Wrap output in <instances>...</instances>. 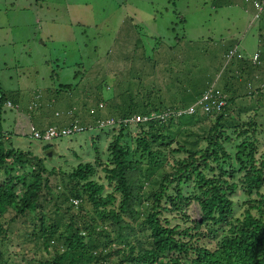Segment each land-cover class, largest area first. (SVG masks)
<instances>
[{
    "label": "trees",
    "instance_id": "obj_1",
    "mask_svg": "<svg viewBox=\"0 0 264 264\" xmlns=\"http://www.w3.org/2000/svg\"><path fill=\"white\" fill-rule=\"evenodd\" d=\"M249 4L254 22L264 9L256 16V6L251 1ZM236 47L233 45L225 55L227 63L233 58L241 63L235 71L241 77L249 66L245 53L236 52ZM255 53L257 63L261 51ZM252 62L256 64L253 58ZM227 75L231 76L229 72ZM120 90L107 100L92 91L91 99L96 97L92 107H88L89 92L84 90L73 107L63 109L65 117L54 119L47 126L54 127L59 137L97 125L110 126L117 132L107 144L105 161L96 158L94 163H78L68 173L60 171L61 178L67 179L60 188L49 181V176L59 170L47 169L43 160L29 151L6 147L5 134L0 130V244L7 239L1 222L4 212L11 209L14 219L24 218L30 211L37 212L40 198L50 194L55 206L53 217L39 210V224L30 231V239L44 254L33 258L31 264H264V193L259 192L264 183V155L255 157L257 141L248 137L247 130L253 137L257 130L252 117L245 125L232 126L227 120L230 107L226 95L223 111L214 115L208 127L200 125L196 131L192 126L199 121L200 110L171 117L167 122L156 119L132 122L129 119L135 114L158 112L164 107L151 97V92L140 94L137 88L135 92L133 88L131 92ZM202 90L189 96L193 102ZM246 96L254 100L257 109L264 106L260 88L242 95ZM55 98L56 93L54 101L51 99L44 105L50 107ZM6 101L12 104L8 107L19 108L1 91L0 113ZM38 101L42 102V95L36 94L35 105ZM189 105L169 109L176 112ZM95 109L103 113L95 115ZM28 110L31 109L27 107ZM90 116H94L93 125L87 122ZM55 120L66 124L60 125ZM74 126L80 128L62 134L64 129ZM229 127H234L232 133L241 138L234 146L233 156L239 164L237 171L245 170L239 180L234 179L237 174L229 167L233 157L224 145L234 141ZM167 138L177 143L173 153H184L185 157L173 159L165 168L161 153L153 150V144H165ZM91 146L98 152L97 140ZM98 167L112 188L106 193L105 184L96 176ZM239 183L246 194L254 192L258 198L247 199L246 207L235 216L231 197ZM187 184H191V189L185 192L183 187ZM191 201L198 206L196 219L186 211ZM84 202L92 208V214H82ZM61 205L65 212H60ZM212 229L224 231L216 236ZM0 264H13L1 249Z\"/></svg>",
    "mask_w": 264,
    "mask_h": 264
},
{
    "label": "rangeland",
    "instance_id": "obj_2",
    "mask_svg": "<svg viewBox=\"0 0 264 264\" xmlns=\"http://www.w3.org/2000/svg\"><path fill=\"white\" fill-rule=\"evenodd\" d=\"M251 19L252 11L243 0H0V93L5 92L7 99L19 105L18 109L4 102L1 106L0 130L5 134V146L29 151L41 158L47 169L59 170L49 176V181L60 188L67 180L61 178L60 171L68 173L78 163H94L96 158L105 161L107 144L117 132L110 126L95 125L77 134L42 140L31 135V127L43 133L54 119L66 116L63 109L73 107L84 90L89 92L88 107L96 100L91 99L92 91L107 100L122 88H133L134 92L137 88L140 94L151 92L156 102L170 108L191 104L190 95L208 87L202 94L212 91L229 72L234 81L243 80L241 92L247 94L255 87L249 86V70L237 77L238 61L233 58L227 63L225 52L236 45V52H245L247 66L255 67L249 62L259 37L257 23L249 24ZM259 86L264 91L263 83ZM55 93L56 102L45 106V102L54 101ZM36 94L42 95V102L35 105ZM243 100L249 112L245 107L239 112L231 108L226 118L232 126L245 125L255 111L256 104L248 96ZM138 101L141 103V98ZM27 107L31 110L26 111ZM258 112V117L252 119L257 129L254 137L247 130L249 139L257 141V159L264 155V108ZM97 113L103 111L95 109ZM172 114L167 111L161 118L166 120ZM203 115L198 113L200 119L192 126L194 131L213 123L214 115ZM90 117L87 122L93 125L94 116ZM233 129L229 127L234 141L224 143L232 157L241 139L232 133ZM93 140L98 142V152L91 146ZM165 142L154 143L153 150L160 151V160L167 168L166 164L185 154L173 153L177 146L174 140L167 138ZM230 163L237 174L234 179L239 180L245 170L237 171L239 164L234 157ZM96 176L105 184L104 193L112 189L100 167ZM183 188L187 192L191 184ZM259 192L264 193V183ZM50 198V194L43 195L36 210L53 217L55 206ZM255 198L258 196L254 192L246 194L239 183L231 197L234 215L246 207L247 199ZM84 206L82 214H92V208L85 202ZM186 211L192 219L199 216L194 201ZM37 212L14 219V212L8 209L1 217L7 239L0 249L13 264H31L33 258L44 254L30 239L32 227L39 224ZM60 212H65L64 205ZM212 231L220 236L224 230Z\"/></svg>",
    "mask_w": 264,
    "mask_h": 264
},
{
    "label": "crops",
    "instance_id": "obj_3",
    "mask_svg": "<svg viewBox=\"0 0 264 264\" xmlns=\"http://www.w3.org/2000/svg\"><path fill=\"white\" fill-rule=\"evenodd\" d=\"M243 3L249 8L251 9L252 11V15H253V8H252V5L249 4V1H246V0H243ZM262 11V10H261ZM255 24L257 23V31H258V37H259V40L258 42L255 44V47H253V49H257V50H260L261 53H260V57L258 59V62L256 63L255 67H251L249 66L247 68V70H249V75H250V84L249 86H253L255 85V87H259L260 88V84L263 83L264 85V11L263 13L261 14L260 18H258V20L254 21ZM249 24H253V20L251 19L250 20V23ZM256 50V51H257ZM245 53V52H243ZM250 61H251V58H250ZM251 65H254L253 62H249ZM241 65L240 62H236V67ZM238 68V67H237ZM232 81V83H231ZM240 81V82H239ZM242 82L243 80L240 79V80H237V81H234L232 76H225L224 78L221 79V81L218 83V85H215L213 88L215 91H213L214 93H217V94H225L227 95V99H229L228 101V105H229V110L228 111H231V108L232 109H236V112L240 109V108H246L247 112H249V109L247 108V106L244 104V100L243 99H246L244 97H242V95H245V93L242 94V89H241V86L240 84L242 85ZM251 88L250 91H255V89L257 88ZM261 89V88H260ZM261 91L264 93V91L261 89ZM241 96V97H240ZM247 97V96H246ZM250 102L254 103V105L256 104L254 102V100H250ZM264 108V106H262ZM260 107V108H262ZM255 111H253V115H250L253 119V117H258L259 115V112H258V109H257V104L256 106L254 107ZM254 114H256L254 116ZM24 115V114H23ZM250 119V117H249ZM263 121H264V115H263ZM56 123H58L59 120H55ZM60 125H63V124H66L65 121H59ZM26 127L29 125V120L28 122H26Z\"/></svg>",
    "mask_w": 264,
    "mask_h": 264
},
{
    "label": "built area",
    "instance_id": "obj_4",
    "mask_svg": "<svg viewBox=\"0 0 264 264\" xmlns=\"http://www.w3.org/2000/svg\"><path fill=\"white\" fill-rule=\"evenodd\" d=\"M251 1L256 6V16L259 14L261 10L264 9V0H246ZM232 55V52H229V56ZM258 54L253 55V60L256 62ZM198 98V100L190 105L188 108L184 110H179L175 112V115H180L181 113H193L195 112L197 107H200L201 111L206 114H211L213 112H219L223 106L225 105V95L224 94H217L214 93L211 90H207L203 94H201ZM6 106H12L10 101H6ZM159 117V114L151 113L149 115H133L129 120L132 122H138V121H147L152 118ZM80 127L74 126L73 128H67L62 131V134H68L71 133L73 130H78ZM58 131L54 127H47L43 133L39 130L34 129L31 127V135L34 138L42 139V140H48L52 138L53 136H58Z\"/></svg>",
    "mask_w": 264,
    "mask_h": 264
},
{
    "label": "clouds",
    "instance_id": "obj_5",
    "mask_svg": "<svg viewBox=\"0 0 264 264\" xmlns=\"http://www.w3.org/2000/svg\"><path fill=\"white\" fill-rule=\"evenodd\" d=\"M201 94H202V93H201ZM224 95H225V94H224ZM200 96H201V95H200ZM200 96H199V97H200ZM197 100H198V99H197ZM197 100H196V101H197ZM196 101H195V102H196ZM195 102H194V103H195ZM225 102H226V95H225ZM194 103H192V104H194ZM192 104H190V105H192ZM190 105H189V106H190ZM189 106H188V107H189ZM188 107H187V108H188ZM223 107H224V106H223ZM185 109H186V108H185ZM179 110H184V108L178 109L177 111H179ZM196 110H198V111L200 110V111H201L200 107H197ZM196 110H195V111H196ZM167 111H171V109H169V108H164V109L161 110V111H158V112H153V111H152V112H150V113H148V114H143V115H149V114H151V113L159 114V117H155V118H152V119H156V120H158L160 123H161V122H167L168 120H170L171 117H177V116H179V115H175V112L171 111V112L173 113L172 116H170V117L167 118L166 120H163V119L161 118V116H162L164 113H166ZM220 111H223V108H222ZM220 111H219V112H213V113L208 114V115H217L218 113H220ZM201 113H204V112L201 111ZM181 114H185V113H181ZM181 114H180V115H181ZM135 115H136V114H135ZM150 120H151V119H150Z\"/></svg>",
    "mask_w": 264,
    "mask_h": 264
},
{
    "label": "water",
    "instance_id": "obj_6",
    "mask_svg": "<svg viewBox=\"0 0 264 264\" xmlns=\"http://www.w3.org/2000/svg\"><path fill=\"white\" fill-rule=\"evenodd\" d=\"M48 155H50V152L48 153Z\"/></svg>",
    "mask_w": 264,
    "mask_h": 264
}]
</instances>
